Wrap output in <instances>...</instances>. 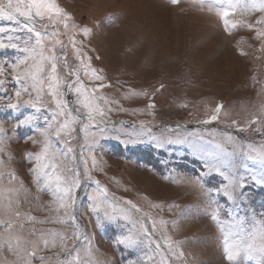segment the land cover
<instances>
[{"label": "rangeland", "instance_id": "rangeland-1", "mask_svg": "<svg viewBox=\"0 0 264 264\" xmlns=\"http://www.w3.org/2000/svg\"><path fill=\"white\" fill-rule=\"evenodd\" d=\"M56 2L70 14L62 17L67 29L60 21L46 29H58L63 41V46H56L61 57L59 73L71 80L74 77L68 72L77 71L89 88L105 85L96 93L104 98L105 115L94 121L87 138L81 125L72 134L76 159L66 163L79 170L81 186L75 190L76 222L60 223L56 198L35 182L37 161L29 157L42 149L43 137L37 129L47 126L43 117L51 116L54 105L46 97L48 105L39 112L28 106L20 112L7 107L15 102L14 93L20 88L11 65L25 55L29 33H0L5 43L19 45L0 49V67L4 68L0 76L4 81L0 85V188L15 190L3 193L14 203L11 210L0 207V219H11V234L24 242L21 251L14 241L9 242L0 225L4 233L0 264H26V254L33 250L36 255L30 258L31 264H232L224 245L227 225L222 231L220 222L232 219L229 210L233 216L250 217L252 209L257 219L264 213V185L251 178L262 166L241 152V148L247 152L249 144L264 148V35H258L264 32V12L237 9L225 27L215 10L210 12L207 4L202 7L195 0ZM0 26L17 27L8 21H0ZM70 37L75 38V48ZM80 55L85 65L91 57V68L102 79L92 78L90 70L84 74ZM22 99L29 96L22 95ZM66 99L70 107L76 106L74 93ZM220 104L223 107L215 113ZM25 115L38 119L17 127ZM212 115L218 118L210 120ZM228 135L236 138L234 144L227 142ZM214 142L223 143L234 155L220 154ZM56 144L64 148L60 141ZM218 154L226 175L216 171L203 175ZM234 171L245 177V187L237 189L243 196L232 202L215 190ZM13 172L16 179L9 175ZM128 201L142 211L137 212ZM0 204L6 205L7 199H0ZM94 205L98 210H93ZM217 206L221 207L220 222L212 219ZM122 208L130 214L128 220L120 213ZM113 209L119 217L115 221L104 214H113ZM140 224L152 232L151 248L116 243L130 229L136 235Z\"/></svg>", "mask_w": 264, "mask_h": 264}, {"label": "snow or ice", "instance_id": "snow-or-ice-1", "mask_svg": "<svg viewBox=\"0 0 264 264\" xmlns=\"http://www.w3.org/2000/svg\"><path fill=\"white\" fill-rule=\"evenodd\" d=\"M173 3H177L178 0H172ZM203 7L207 4V10H215L218 15L223 18L225 27H227L231 21L228 17L237 9L244 11H260L264 12V0H250L248 3H242L241 0H195ZM70 14L66 13V10L60 7L56 0H0V21L15 22L17 27L0 26V33H12L17 31H26L29 33L26 46L23 51L25 55L22 59H18L11 65L15 72V80L20 84V88L15 91V102H11L7 107L14 109L17 112L26 106L36 109L37 112L41 108H46L48 101L46 97L50 98V102L54 105L51 109V116H44L43 119L46 122V127L37 129L39 134L43 137V146L39 153L29 154V157L35 158L37 163L33 169L35 175V182L38 186L43 185L47 187L51 194L56 198L55 203L58 204L56 209L57 213H62V217L58 222L60 223H75V205L76 196L75 190L81 186L80 172L78 169L69 168L66 161L76 159L74 155V149L71 147L72 134L77 130L76 126L81 125V130L87 138L89 134V128L93 126L94 121L98 117L102 118L105 115L104 108L101 106V101L104 100L102 96H97V90L103 88L105 85L99 84L95 87L89 88L80 79V73L74 70H70L68 75L74 77L71 80H65L61 77L58 70V61L61 57L56 54V46H63V41L58 37L60 35L59 30L47 31L49 24H53L56 21L63 22L64 28H68V24L62 19V17H69ZM264 21V17H261ZM40 23V27L37 24ZM235 25L233 24V27ZM43 29V30H42ZM87 33L89 30L84 29ZM258 35H264V32H259ZM9 40L13 39V36L9 35ZM72 41L75 48V38H69ZM19 45L15 43H5L3 39H0V49L4 48H17ZM80 50L77 49L79 54ZM65 63H66V57ZM79 59L84 66L87 75L90 70L92 78L102 79V77L96 74L97 70L91 68V57H88V64H84L83 56L80 55ZM23 66V67H22ZM4 74V68L0 67V76ZM4 83L0 80V85ZM35 93V96H32ZM68 93L75 94V107H70V102L66 99ZM146 94V93H145ZM22 95H28L29 99L23 100ZM154 107V105H149ZM222 104L217 105L215 113H219ZM217 115H212L210 120L217 119ZM38 117L33 115H25L23 119H19L17 127L33 124ZM209 121H205L207 123ZM255 122V121H253ZM235 123V122H233ZM242 130V129H241ZM3 128L0 127V132ZM228 143H235L236 138L228 135L226 137ZM56 141H60L64 145V148H58ZM177 143H184V140H177ZM216 148L219 149V153L224 156H233L234 152H229L223 143L214 142ZM158 146L162 147L163 144ZM241 152L249 160L257 161L262 170L259 174L253 175L251 178L257 184L264 185V148L254 149L251 144L248 145V151L244 152L241 148ZM220 154L214 156L215 163L206 165L208 172L203 175H208L209 172H220L221 175H226L221 172V165L224 163L220 159ZM93 163H95V157H93ZM3 161H0V165ZM85 173H88L87 161H85ZM72 175L69 176L68 173ZM12 179H16L14 172L9 173ZM3 173L0 172V178ZM92 179L91 175L88 176ZM227 183L217 188L215 192L217 194L223 193L230 201L235 202L243 196V192L237 193V189H243L245 187V177L238 172H233L232 175L226 176ZM97 183H99L97 181ZM13 192L14 189L0 188V199H7V204H0V207H5L9 210L12 209L13 199L11 196L4 197L3 193ZM106 191V189H105ZM95 200V198H93ZM215 203V201H213ZM15 203H19L15 201ZM137 212L142 210L131 201H128ZM93 210H98V206L94 205ZM251 216H233L232 210H229L228 214L232 219L230 221L220 222L221 207L217 206L212 219L220 222L221 230L224 231L225 225H227V231L224 235V245L226 251V258L232 262V264H241V258H243L244 264H250L255 261V264H264V213L261 214V218L257 219L254 210L249 209ZM120 213L123 214L125 220L129 219V213L125 209H120ZM105 216L109 220H117L119 217L113 209V214L109 215L105 211ZM16 216L20 213L17 211ZM144 217L148 216V213H143ZM35 220V217H29ZM161 223H166L161 221ZM0 225L8 233L9 242L15 243V246L24 251L23 238L20 236H13L12 229L14 222L9 220L0 219ZM152 228H156V221H152ZM62 237L64 234L59 233ZM4 233H0V237H3ZM152 232L146 224H140L139 230L136 235L129 230L128 235L118 237L116 243L123 244L129 248H136L144 246L151 248L153 245ZM34 243V242H33ZM47 245V240H45ZM156 247H159V242H156ZM171 244L169 248L171 249ZM176 255L175 251L172 252ZM26 264H31V257L36 255L35 250L28 252ZM183 255V252H180ZM43 259V257H41ZM78 259V257H77ZM151 259V256H149ZM134 264V262H133ZM166 264V262H162Z\"/></svg>", "mask_w": 264, "mask_h": 264}]
</instances>
